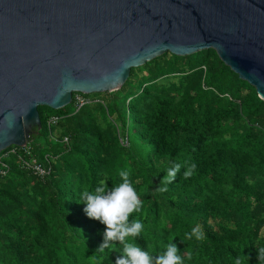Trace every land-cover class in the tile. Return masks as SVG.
Masks as SVG:
<instances>
[{"label":"trees","instance_id":"16d2710c","mask_svg":"<svg viewBox=\"0 0 264 264\" xmlns=\"http://www.w3.org/2000/svg\"><path fill=\"white\" fill-rule=\"evenodd\" d=\"M76 95L59 110L38 107L41 129L27 152L0 153V264H115L121 246L97 251L104 225L80 197L102 180L118 184L122 169L144 200L133 216L145 225L142 247L158 253L172 240L185 264H234L240 254L258 264L264 101L254 87L208 49L132 68L117 91L79 94L88 101L79 110ZM32 160L49 174H33L23 164ZM186 162L196 165L188 178ZM176 164L175 179L162 184ZM196 225L204 240L186 238Z\"/></svg>","mask_w":264,"mask_h":264},{"label":"water","instance_id":"95a60500","mask_svg":"<svg viewBox=\"0 0 264 264\" xmlns=\"http://www.w3.org/2000/svg\"><path fill=\"white\" fill-rule=\"evenodd\" d=\"M208 49L264 101V0H0V153L38 134L39 106Z\"/></svg>","mask_w":264,"mask_h":264},{"label":"clouds","instance_id":"9594fccd","mask_svg":"<svg viewBox=\"0 0 264 264\" xmlns=\"http://www.w3.org/2000/svg\"><path fill=\"white\" fill-rule=\"evenodd\" d=\"M180 167L176 164L169 169L161 183L166 184L174 180ZM195 169L194 163L186 162L184 178L193 175ZM118 175L120 177L118 184L109 187L106 181L102 180L94 189L81 193L80 201L85 204L86 215L104 225L103 243L97 251L114 247L118 243L121 246L119 250L121 255L115 264H185V254L181 253L172 240L158 253L136 242L144 232L145 225L141 219H134L133 216L142 211L144 200L141 198L142 193L137 190L130 178V170L122 169ZM157 190L167 189L161 187ZM185 236L189 240L194 238L198 241L206 238L200 225L193 227ZM187 257L190 259L191 254L188 253ZM247 261L248 257L240 254L235 258L234 264H246ZM257 261L258 264H264V247L257 249Z\"/></svg>","mask_w":264,"mask_h":264},{"label":"built area","instance_id":"2783aa9c","mask_svg":"<svg viewBox=\"0 0 264 264\" xmlns=\"http://www.w3.org/2000/svg\"><path fill=\"white\" fill-rule=\"evenodd\" d=\"M86 103H88L87 100H85L81 95H76L74 97V104H75V107H76V110H79L83 105H85ZM57 122V118L55 117H52L50 119V124H55ZM22 149V151L24 152H27L28 149H27V146L25 147H22L20 148ZM16 152L15 149L11 150L10 153L14 154ZM24 166L29 169L33 174H35L36 176L40 177V178H43L45 177L46 175L49 174L50 172V169L48 168H45L39 164H37L35 161H31L30 162H23ZM6 173V171H1L0 170V174L4 175Z\"/></svg>","mask_w":264,"mask_h":264}]
</instances>
